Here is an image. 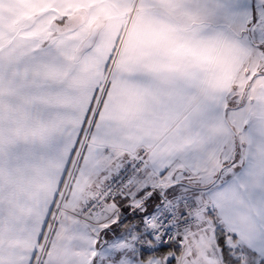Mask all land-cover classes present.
<instances>
[{
	"label": "snow or ice",
	"instance_id": "1",
	"mask_svg": "<svg viewBox=\"0 0 264 264\" xmlns=\"http://www.w3.org/2000/svg\"><path fill=\"white\" fill-rule=\"evenodd\" d=\"M144 2L156 56L101 72L65 31L0 62V264H179L186 230L216 264H264V0Z\"/></svg>",
	"mask_w": 264,
	"mask_h": 264
},
{
	"label": "crops",
	"instance_id": "2",
	"mask_svg": "<svg viewBox=\"0 0 264 264\" xmlns=\"http://www.w3.org/2000/svg\"><path fill=\"white\" fill-rule=\"evenodd\" d=\"M124 4V0H0V62L26 52L41 33L65 31L82 34L88 45L96 43L101 72L110 55L117 60L127 54L156 56L164 43L163 21L151 11L141 13L126 35L130 8ZM98 17L106 18L102 26L95 25ZM215 63L219 67L207 74L214 84L227 86L242 73L223 61Z\"/></svg>",
	"mask_w": 264,
	"mask_h": 264
},
{
	"label": "rangeland",
	"instance_id": "3",
	"mask_svg": "<svg viewBox=\"0 0 264 264\" xmlns=\"http://www.w3.org/2000/svg\"><path fill=\"white\" fill-rule=\"evenodd\" d=\"M113 1V0H112ZM118 2V0H116ZM125 1V9L130 8V19L126 30V35L130 32L131 24L134 22L135 18L141 13H147L150 11L146 5L144 0H124ZM116 10L118 11L119 4L115 5ZM133 12V14H132ZM132 14V15H131ZM81 18L83 17L82 15ZM103 16V15H102ZM106 18L98 17L95 25L102 26L106 20ZM95 31V29H94ZM92 37V35H91ZM91 37L88 41L91 40ZM245 76V73L242 71L230 84H240L242 78ZM211 80V77H208ZM71 183V180H69ZM132 243V242H131ZM131 243L128 244V247L131 246ZM211 241L210 237H204L203 234H200V239L197 240L193 237L192 232L189 234L188 241L184 245L183 251L179 256V264H216V260L211 258ZM89 247V241L87 236L81 237L74 246V258L76 261H81L87 257ZM206 253L208 255H206ZM153 264H164L163 259L160 257H153ZM41 264H43V256L40 257Z\"/></svg>",
	"mask_w": 264,
	"mask_h": 264
},
{
	"label": "built area",
	"instance_id": "4",
	"mask_svg": "<svg viewBox=\"0 0 264 264\" xmlns=\"http://www.w3.org/2000/svg\"><path fill=\"white\" fill-rule=\"evenodd\" d=\"M186 232H187V230H186ZM186 232H185V233H178V234H177V235H185L184 244H185V242H186Z\"/></svg>",
	"mask_w": 264,
	"mask_h": 264
}]
</instances>
